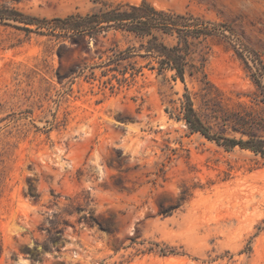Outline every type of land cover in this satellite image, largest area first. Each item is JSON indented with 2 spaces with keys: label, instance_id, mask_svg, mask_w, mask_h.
I'll return each instance as SVG.
<instances>
[{
  "label": "rangeland",
  "instance_id": "obj_1",
  "mask_svg": "<svg viewBox=\"0 0 264 264\" xmlns=\"http://www.w3.org/2000/svg\"><path fill=\"white\" fill-rule=\"evenodd\" d=\"M146 1L192 17L184 80L149 50L175 28L55 20L142 0H0V264H264V154L182 109L264 120V0Z\"/></svg>",
  "mask_w": 264,
  "mask_h": 264
},
{
  "label": "trees",
  "instance_id": "obj_2",
  "mask_svg": "<svg viewBox=\"0 0 264 264\" xmlns=\"http://www.w3.org/2000/svg\"><path fill=\"white\" fill-rule=\"evenodd\" d=\"M130 10H120L119 6L106 11H95L84 16H69L65 18H55L56 21L68 25L65 30L71 33H88L94 35L99 33L103 27L108 26H124L129 30L148 33L152 26H159L163 30H171L175 28L179 31L178 44L167 47L161 42H154L149 46V50L155 52L159 56L160 67H167L175 71V76L184 80V73L188 66L186 60V48L187 38L182 29L177 28L180 20H189L191 16H185L177 14L175 16L167 14L163 10H157L149 5V2L142 0L140 5L127 4ZM142 9L148 10L149 13L143 14ZM12 12L23 15L15 10ZM25 21H31L33 18L25 16ZM106 21L108 24L102 26L101 22ZM28 23V22H27ZM187 32H193V30H186ZM199 29L196 33H199ZM257 83L262 82L264 86V79L256 80ZM183 116L188 128L191 131H198L205 137L214 139L219 144H223L226 147H232L239 145L243 148H248L255 152L264 154V136L258 135L254 132V129L260 126H264V120L258 118L254 112L247 110L243 105L239 104V109L225 110L219 118H221L222 124L234 132H238L240 137L225 136L219 132L211 130V127L203 121V119L197 114L193 107L192 101L189 95L185 96L183 102Z\"/></svg>",
  "mask_w": 264,
  "mask_h": 264
}]
</instances>
